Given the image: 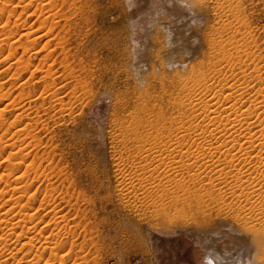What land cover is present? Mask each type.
I'll use <instances>...</instances> for the list:
<instances>
[{"label":"rangeland","instance_id":"rangeland-1","mask_svg":"<svg viewBox=\"0 0 264 264\" xmlns=\"http://www.w3.org/2000/svg\"><path fill=\"white\" fill-rule=\"evenodd\" d=\"M63 1L0 0V193H7L4 203L20 196L15 208L27 205L38 230L46 231V237L28 236L35 239L33 252L18 244L0 262L58 264L50 256L53 240L46 239L58 233L65 264H203L211 253L228 264H264V241L256 240L264 227L258 175L264 160L237 163L249 171L220 174L193 161L168 172L160 159L172 149L162 139L178 138L181 128L205 137L198 145L214 140L215 151L221 140L229 143L221 135L228 114L220 115L215 136L198 116V101L216 92L212 83L224 95L233 93L234 81L247 87L243 103L264 95V0ZM44 4L63 18L53 19ZM248 103L237 116H251L254 132L264 129ZM181 150L170 157L180 160ZM223 150L212 154V165L225 164ZM6 170L15 178L7 179ZM5 179L15 181L12 188ZM258 181L261 194L252 205L243 190ZM210 183L215 189L206 191ZM43 243L49 252H42Z\"/></svg>","mask_w":264,"mask_h":264},{"label":"bare ground","instance_id":"bare-ground-1","mask_svg":"<svg viewBox=\"0 0 264 264\" xmlns=\"http://www.w3.org/2000/svg\"><path fill=\"white\" fill-rule=\"evenodd\" d=\"M54 1H57V0H54ZM63 1V0H62ZM58 2H59V0H58ZM66 2L67 1H63L62 3H65L66 4ZM57 3V2H56ZM68 3V2H67ZM71 4V3H70ZM49 5V4H48ZM48 5H45L44 4V6H41V9L43 10V11H48L47 13H48V15L49 16H52L53 17V19H55L56 17H61L60 16V12L55 8H51V9H49V7H48ZM52 5V4H51ZM54 5V4H53ZM59 5H60V3H59ZM71 5H73V4H71ZM55 6L58 8V4H55ZM54 6V7H55ZM61 6V5H60ZM74 6V5H73ZM50 7H52V6H50ZM63 7V6H62ZM65 7V6H64ZM63 7V8H64ZM71 6L69 5V8H70ZM60 8V7H59ZM72 8V7H71ZM1 11V10H0ZM42 11V12H43ZM3 12H4V10H3ZM10 12H11V10H10ZM37 12V11H36ZM35 13V12H34ZM62 14H63V12H62ZM34 15V14H33ZM65 15V14H64ZM56 16V17H55ZM65 18H68V17H66V16H64ZM49 19V17H46V19ZM61 18H63V17H61ZM1 19V18H0ZM47 19V20H48ZM52 19V18H51ZM47 20H45V22H47ZM50 20V19H49ZM48 20V21H49ZM57 20V19H56ZM2 21V20H1ZM44 22V21H43ZM38 24V23H37ZM41 24V23H40ZM46 24V23H45ZM59 24H60V22H59ZM33 25V24H32ZM52 25V24H51ZM56 25H58V22L56 21ZM65 25H66V23H65ZM43 26V25H42ZM55 26V25H54ZM64 26V25H63ZM68 26V25H67ZM40 29V28H39ZM53 29H55V28H53ZM62 29V28H61ZM42 30V29H41ZM67 30V29H66ZM40 31V30H39ZM174 31V30H173ZM32 33V32H31ZM34 33H36V32H33V34ZM29 34V33H28ZM38 34V33H37ZM176 34V33H175ZM169 37L171 38L172 37V35H173V33L172 32H169ZM12 36V35H11ZM6 37H8L9 38V36L7 35ZM45 37H46V35H45ZM176 37V36H175ZM37 38H39V37H37ZM36 38V39H37ZM7 39V38H6ZM172 39H173V37H172ZM171 39V40H172ZM35 40V39H34ZM5 41V40H4ZM40 41V40H39ZM35 42V41H34ZM174 42V41H173ZM16 43V42H15ZM48 44V43H47ZM66 44V43H65ZM35 45V44H34ZM49 45V44H48ZM47 46V45H46ZM51 46V45H50ZM237 46V48L239 49V45L237 44L236 45ZM25 48L27 49H25L26 50V52L27 51H29L30 49L28 48V45H27V47L25 46ZM66 49V48H65ZM63 50V49H62ZM67 50V49H66ZM16 53V52H15ZM23 55V54H22ZM21 57V56H20ZM65 57V56H64ZM68 59V58H67ZM67 61V60H66ZM65 61V62H66ZM53 62H56L55 60L53 61ZM64 63V62H63ZM27 64V63H26ZM39 64V63H38ZM211 64V63H210ZM64 65V64H63ZM39 66V65H38ZM38 66H36V67H38ZM70 67V66H69ZM205 67V66H204ZM38 69V68H37ZM43 69V68H42ZM205 69V68H204ZM210 69H211V72L212 71H215L216 70V73L218 74L219 73V71H218V69H217V67L216 66H214V64L210 67ZM53 70V69H52ZM20 71V70H19ZM34 71V70H33ZM80 71V76L78 77L79 78V80L81 81V77H82V75L81 74H83V69H81V70H79ZM70 72H72V71H70ZM18 73V72H17ZM24 73V72H23ZM243 73H245L244 71H243ZM256 73V75H258L259 76V79H260V71L258 70V69H256V72H254V74ZM34 74V73H33ZM213 74H215V73H213ZM260 74V75H259ZM205 75V74H204ZM208 75H210V74H208ZM31 76V75H30ZM59 76V75H58ZM14 77V76H13ZM19 77V76H18ZM208 77H210V76H208ZM254 77H257V76H254ZM44 78V77H43ZM211 78V77H210ZM231 78V77H230ZM262 78V77H261ZM42 79V78H41ZM83 79V78H82ZM207 79V78H206ZM205 79V80H206ZM52 80H54V79H52ZM53 82V81H52ZM82 82H84V81H81L80 83H82ZM86 82V81H85ZM80 83H78V84H76V85H78L79 86V84ZM228 83V82H227ZM48 84V83H47ZM54 84V83H53ZM87 84V83H86ZM207 86H206V89H207V87L211 84V83H209V85H208V82H206L205 83ZM230 84V83H229ZM75 85V86H76ZM82 85V84H81ZM48 86H50V83H49V85ZM53 86V85H52ZM211 87H212V89H215L214 91H216V92H214V94H213V96L211 97V98H207V96H206V98L208 99V100H204V99H200L201 101H198V102H200V105H201V107H200V111H199V113H200V115H198V116H201L200 118L203 120V122L204 123H206V122H208V126L206 127V129H205V132L207 133V132H209V133H211V134H213V136H215V134H216V128L215 127H218V126H216L218 123H219V125H220V123H221V121H223L221 118H220V115L222 114V113H224V114H228V115H226V116H228V118L227 117H224V118H227V122H228V124L227 125H225V124H223V125H225V127H223L222 125V127L223 128H225V130H224V132H227V133H224L222 130V134H221V132L219 133V134H221V135H223V134H226V137L229 135L230 136V138H229V140H227L229 143H223V141L221 140V142H222V144L219 142V144H221V145H219L220 147H221V149H219V150H214V145H212L211 143L214 141H212L211 142V140L209 141V142H211V143H207V144H203L202 145V143H201V145H198V141L199 142H201L205 137H202V135L201 136H199V135H197V130L196 131H194L192 128H183V130H182V128H181V136H179L178 138H174V139H170V138H166V139H162L163 140V143L165 144V145H167L168 147H167V149L170 147V149H171V146H172V149L170 150V152H169V155L168 156H166L167 157V159H166V157L165 158H160L161 159V161H162V163H164L165 164V166H166V168H168V169H170L168 172H176L177 171V169L178 168H180V167H182V166H185V165H189V162H191V161H193L195 164H200L201 166L202 165H204L205 167H214L215 168V171H216V173H220V174H224L225 173V171H229L228 173H230V172H233L234 174H238V173H242V172H245V171H249V170H251L252 168H248V169H246V170H244V167H240V168H238V164L237 163H240V162H247V161H249V160H255V159H263L264 160V129H263V126H262V128L260 129V131H256V132H254L253 131V129H252V125H250L249 123H248V120L251 118V116H250V118L248 119V118H244V116H245V114H240V116L238 115L237 116V114L236 113H238V110H239V107H242V106H244V103H248L249 104V108H248V111H253V110H255V112H258L259 114H258V119H260V122H259V124H262L263 122H264V95H260V94H262V91H261V93L259 94V93H257V96H258V99L256 98V100H250V101H246L245 100V102L243 103V96L245 95V94H248V91H249V89L246 87H244V88H242V89H240L242 86H237V83L234 81V83H232L230 86H228V84L226 85V86H228L227 88L228 89H232V92L233 93H229V95L227 94V95H224V90L223 89H218L217 87L215 88V84L214 83H212L211 85H210ZM246 86V85H245ZM251 86V85H250ZM82 87V86H81ZM249 87V86H248ZM44 88V87H43ZM48 88V87H47ZM75 88V87H74ZM83 88H85V87H83ZM87 88V87H86ZM224 89H225V87H224ZM227 89V91H229ZM80 90V89H79ZM86 90H88V88L86 89ZM85 90V91H86ZM48 91V90H47ZM83 91V90H82ZM205 91H207V90H205ZM239 91H241V93H238ZM44 92V91H43ZM46 92V91H45ZM225 92H226V89H225ZM237 92V93H236ZM260 92V91H259ZM48 93V92H47ZM213 93V92H212ZM227 93V92H226ZM41 94V93H40ZM43 94H45V93H43ZM259 94V95H258ZM18 95V94H17ZM49 95H52L54 98L56 97V95L55 94H49ZM261 96V97H260ZM28 97V96H27ZM46 97V96H45ZM66 97V96H65ZM44 98V97H43ZM70 98V97H69ZM197 98V97H196ZM195 98V99H196ZM201 98H203V97H201ZM245 98V97H244ZM8 99V98H7ZM23 99V98H22ZM37 99V98H36ZM50 99H51V97H50ZM198 99V98H197ZM246 99H248V98H246ZM250 99H251V97H250ZM194 100V99H193ZM79 101V100H78ZM14 102V101H13ZM31 102V101H30ZM55 102V101H54ZM62 102V100H60V99H58L57 100V103L59 104V103H61ZM80 102V101H79ZM83 102V101H82ZM50 103V102H49ZM194 103H195V101H194ZM197 103V102H196ZM61 104H63V103H61ZM8 105V104H7ZM9 105H11V104H9ZM70 105V104H69ZM185 106V105H184ZM183 106V107H184ZM194 106V105H193ZM246 106V105H245ZM44 107V106H43ZM53 107V106H52ZM186 107H189V105L187 106L186 105ZM223 107L225 108L224 110H221V109H223ZM21 108H22V106H21ZM60 108V107H59ZM63 108V107H62ZM244 108V107H243ZM243 108H241V109H243ZM18 109V108H17ZM186 109V108H185ZM196 109V108H195ZM194 109V110H195ZM240 109V110H241ZM247 109V108H246ZM19 110V109H18ZM193 110V109H192ZM3 111V110H2ZM198 111V110H197ZM46 112V111H45ZM63 112V111H62ZM254 112V113H255ZM19 113V112H18ZM22 113V112H21ZM47 113V112H46ZM232 113H233V115L234 114H236V117H235V115H234V118H233V115H232ZM245 113H246V110H245ZM194 114H195V112H194ZM247 114V113H246ZM256 114V113H255ZM254 114V115H255ZM3 115V114H2ZM73 115V114H72ZM249 115V114H248ZM253 115V116H254ZM197 116V117H198ZM196 117V116H195ZM222 117V116H221ZM246 117V116H245ZM248 117V116H247ZM256 117V116H255ZM256 117V118H257ZM1 118H2V116H1ZM223 118V117H222ZM200 119V120H201ZM253 119H254V117H253ZM229 120V121H228ZM252 120V119H251ZM231 121V122H230ZM257 122L259 121V120H256ZM254 122V121H253ZM252 121H251V123H253ZM30 123V122H29ZM224 123V122H223ZM226 123V122H225ZM244 123H247L248 125V128L246 129L245 128V131L244 132H242L241 133V136L240 137H236V136H234L235 134H237L238 132L237 131H234L235 129H237V127H241V126H244L245 124ZM189 124H191V123H189ZM254 124H256V122L254 123ZM254 124H253V126H254ZM258 124V125H259ZM31 125V124H30ZM181 125V124H180ZM229 125H231V128H228L227 126H229ZM258 125H255V126H258ZM15 126V125H14ZM254 126V127H255ZM204 127V126H203ZM195 129V128H194ZM202 129V128H201ZM222 129V128H221ZM255 129V128H254ZM219 130H220V127H219ZM219 130H217L218 132H219ZM242 130V129H241ZM240 130V131H241ZM20 131V130H19ZM19 131H18V133H19ZM22 132V131H21ZM24 132V131H23ZM200 132L201 131H199V134H200ZM205 132L203 131L202 133H204L205 134ZM5 133V132H4ZM203 134V135H204ZM218 134V133H217ZM239 134V133H238ZM14 135V134H13ZM16 135H21L20 133L19 134H16ZM207 135V134H206ZM209 135V134H208ZM219 136V135H218ZM169 137V136H168ZM217 137V136H216ZM223 137V136H222ZM212 138H214V137H212L211 136V139ZM207 139V138H206ZM210 139V138H209ZM208 139V140H209ZM217 139H218V137H217ZM222 139V138H221ZM226 138H224V140H225ZM1 140V139H0ZM18 140V139H17ZM22 140V139H21ZM191 140H192V144H191ZM193 140H194V143H193ZM216 140V139H215ZM219 140V139H218ZM217 140V141H218ZM3 141V140H2ZM176 142H181L182 143V145H180V146H177V145H175L176 144ZM3 143V142H2ZM190 144V145H189ZM194 144H196V148L194 149L195 151H193L192 152V150H191V147H194ZM12 145V144H11ZM217 145V144H216ZM229 145H230V147H229ZM174 146H177L176 148H181L184 152H183V154L181 155V159L178 161L177 159H175V157L173 158V157H170L172 154H174L173 152L175 151V147ZM218 146V147H219ZM202 147V148H201ZM215 147H217V146H215ZM166 148V147H165ZM166 149V150H167ZM222 149H224L223 151H224V154H225V160H226V162H225V164L223 165V163H222V166H220V165H217L215 162V164H211L209 161L210 160H212L213 158V156H212V154L214 153V155H216V153H219L220 151H222ZM226 149V150H225ZM4 150V149H3ZM23 150V149H22ZM166 150H164V151H166ZM178 150V149H177ZM180 150V149H179ZM181 150V151H182ZM201 150H203L202 151V153L200 154V151ZM206 150L208 151H210V153L209 154H207V152H206ZM152 151V150H151ZM198 151V152H197ZM23 152H24V150H23ZM163 152V151H162ZM161 152V153H162ZM168 152V151H167ZM178 152V151H177ZM22 153V152H21ZM37 153V152H36ZM160 153V152H159ZM180 153H182V152H180ZM222 153V152H221ZM26 154V153H25ZM24 154V155H25ZM158 154V153H157ZM165 154V153H164ZM256 154V155H255ZM163 155V154H162ZM22 156V155H21ZM175 156V155H174ZM23 157V156H22ZM27 157V156H26ZM28 158V157H27ZM32 160V159H31ZM160 161V162H161ZM208 162L210 163V165L208 164ZM20 163V162H19ZM227 164H229L228 166H226ZM155 166H156V164H155ZM161 166H163L161 163L158 165V166H156V167H154L152 170H156V169H159ZM263 167H264V162H263ZM165 168V167H164ZM13 169V168H12ZM143 169V168H142ZM144 169H145V167H144ZM11 170V169H10ZM6 171H8V170H6ZM15 171V170H14ZM4 175V174H3ZM15 174H14V172H12V171H8V174L5 176V177H7V179H12V178H15V176H14ZM127 175V174H126ZM258 175L260 176V177H263V180H261V181H263L264 182V170H259V172H258ZM3 177V176H2ZM2 177H1V181H2ZM19 178V177H18ZM18 178H16V179H18ZM4 179V178H3ZM7 179H5L6 180V182L8 183L10 180H7ZM14 181V180H13ZM261 181H258V182H256L255 183V185H253L252 187H250V188H244V190H243V192L244 191H249V203H251L252 205L254 204V201H252V197L254 198V197H256V196H260V194H258V192H259V190H260V186L262 185L260 182ZM5 182V183H6ZM23 182V181H22ZM211 182H213V181H211ZM6 183V184H7ZM13 183H15V181L14 182H11L10 184L8 183V185L10 186V188H12V185H13ZM25 184V183H24ZM7 185V186H8ZM17 185V184H16ZM22 185V184H21ZM126 185V184H125ZM264 185V184H263ZM20 186V185H19ZM210 188L208 189V188H206L205 190L206 191H210V190H212V189H215V186H214V184H211L210 183ZM4 187V186H3ZM16 187V186H15ZM15 187H13V189L11 190V191H14V192H18V191H22V187H23V185H22V187L20 188H17V189H15ZM5 188V187H4ZM3 188V189H4ZM9 188V187H8ZM7 187H6V190L8 189ZM29 188V187H28ZM27 188V189H28ZM208 189V190H207ZM242 192V193H243ZM6 192H4L3 191V193H0V201H2L1 202V204H0V226H3L2 228H4V229H1L2 230V232H3V230H4V233H5V235L2 233V235L3 236H1V240H0V256H2V255H4V254H6L5 253V251L6 250H8L10 247L12 248V246L16 249V247L15 246H18V244H19V246H20V244L22 245L21 246V250H24L25 248H30V250H32V252H33V248L32 247H34L35 245H34V241H35V239H34V241L32 242V240H33V237L34 236H32V237H28L29 235H31V234H34L36 231H38V233H39V235L41 234L42 236L44 235V234H46V231L44 230V229H40V230H38L39 229V222L36 224V222L34 221V219L36 218L35 216H37V214L35 213L34 215H32V213H30L31 212V210L29 209V208H27V205H26V207L25 208H23V209H19V210H17L16 208H15V206L17 205V203H18V201H19V198H20V196L19 197H17V198H15V197H13V195L12 196H10V194H9V198H7V199H9V200H7V202H3L4 201V198H6ZM14 194V193H13ZM16 195V194H15ZM19 195V194H18ZM21 195V194H20ZM8 196V195H7ZM125 197V196H124ZM257 201V200H256ZM20 202V201H19ZM181 202V201H180ZM261 202V201H260ZM12 203V205L13 206H10V204ZM42 203V202H41ZM182 204H184L183 203V201H182ZM182 204H180V205H182ZM257 204V203H256ZM256 204L254 205V206H256ZM262 204V203H261ZM251 205V206H252ZM258 205H260V204H258ZM23 206V205H22ZM29 206V205H28ZM42 206V205H41ZM253 206V207H254ZM32 207V206H31ZM252 207V208H253ZM244 208V207H243ZM247 208H249V207H247ZM246 208V209H247ZM257 208L258 207H256V208H254V209H256L257 210ZM254 209H253V211H254ZM263 209V208H262ZM259 210V209H258ZM260 211H262V210H259V212ZM251 212V211H250ZM250 212H249V214H250ZM256 213H258V212H256ZM259 214H261V213H259ZM42 216V215H41ZM64 217V216H63ZM262 217H264V216H262ZM251 218V217H250ZM258 219L257 217H255V215H254V217H252V219ZM64 219V218H63ZM62 219V220H63ZM197 219V218H196ZM202 219H204L205 221H206V219L205 218H202ZM34 222H35V224H34ZM256 222V221H255ZM260 222V221H259ZM262 222V221H261ZM264 222V221H263ZM202 223V222H201ZM260 224V223H259ZM57 225H59V223L58 224H56V226ZM261 225H262V223H261ZM263 230H262V233L260 234V235H258V237H257V241H264V227L262 228ZM19 230H21V232H19ZM19 232V233H18ZM52 233V232H51ZM58 233H52L49 237H48V235H47V242H49L48 240L50 239V238H52V239H50V240H53V243H52V241H50V244L52 245V244H54L53 246L54 247H52L50 250H51V254H53V255H51L50 254V256L52 257V259H53V261L52 262H59L58 264H65V259H64V257H63V255H60V253L62 252H60L59 251V249H58V242H59V240H58V238H59V236L61 235H57ZM25 235V236H24ZM37 236H35L36 238H37V240H39V238H38V234H36ZM254 235V234H253ZM45 237H46V235H44ZM45 237H44V240H45ZM43 238V237H42ZM84 238V237H83ZM41 239V238H40ZM43 240V241H44ZM40 241V240H39ZM38 241V242H39ZM55 241V242H54ZM58 241V242H57ZM37 242V241H36ZM35 242V243H36ZM46 242V241H45ZM32 243H33V245H32ZM264 243V242H263ZM40 244V243H39ZM45 243H43L42 245H44ZM49 244V243H48ZM49 244V245H50ZM46 245V244H45ZM44 245V246H45ZM63 245V244H62ZM36 246H37V243H36ZM40 246V245H39ZM43 247V246H42ZM51 247V246H50ZM49 246H45L43 249H44V251L42 250V252L43 253H46L47 251H48V249L50 248ZM82 247V246H81ZM1 248H2V250H1ZM32 248V249H31ZM37 248V247H36ZM64 248V247H63ZM13 249V248H12ZM61 249V248H60ZM17 250V249H16ZM20 250V249H19ZM19 250H18V252H19ZM34 250H37V249H34ZM39 250V249H38ZM62 250V249H61ZM29 251V250H28ZM32 252H30V253H32ZM41 252V253H42ZM49 252V251H48ZM38 253H40V252H38ZM37 252L35 253V254H38ZM40 253V254H41ZM8 254V253H7ZM6 254V255H7ZM29 254V253H28ZM40 254H38V255H40ZM49 254V253H48ZM64 254V253H63ZM13 257L15 256V255H13V254H11ZM9 256L8 258H10V257H12V256ZM41 256V255H40ZM42 256H45V255H42ZM7 257V256H6ZM31 257V256H30ZM38 257V256H37ZM50 257V258H51ZM41 258V257H40ZM39 258V259H40ZM1 259V258H0ZM14 259V258H13ZM37 260L38 262L39 261H41V260ZM46 259H47V257H46ZM51 259V260H52ZM224 259H226L225 257H218V255L217 254H214V253H211V254H209L208 255V257L205 259V261L203 262V264H228L227 262H223V260ZM9 260V259H8ZM227 260V259H226ZM47 261V260H46ZM49 261V260H48ZM76 261H78V260H76ZM75 261V262H76ZM89 261V260H88ZM87 261V262H88ZM51 262V263H52ZM74 262V264H77V263H75ZM7 263V261L5 260H3L2 262H0V264H6ZM25 264H36L35 262H34V260H29V261H26V262H24ZM42 263V262H41ZM67 263V262H66ZM70 263V262H69ZM45 264H46V262H45ZM53 264V263H52Z\"/></svg>","mask_w":264,"mask_h":264}]
</instances>
